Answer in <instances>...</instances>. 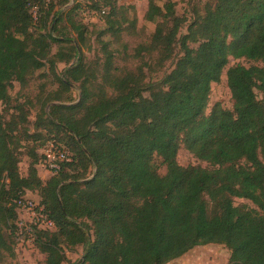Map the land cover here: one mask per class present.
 I'll list each match as a JSON object with an SVG mask.
<instances>
[{
	"label": "trees",
	"instance_id": "1",
	"mask_svg": "<svg viewBox=\"0 0 264 264\" xmlns=\"http://www.w3.org/2000/svg\"><path fill=\"white\" fill-rule=\"evenodd\" d=\"M116 1L87 0L81 13L105 11V32L117 41L126 20L115 19ZM147 1L145 20L156 25L146 44L164 64L185 19L173 2ZM80 7L51 13L46 0H0V258L15 253L17 201L38 192L56 226L34 232L41 264H62L65 249L78 247L74 264H167L208 244L227 248L230 264H264V0L206 2L157 86L141 69L111 75L109 53L95 84L82 66L86 28L73 20ZM66 28L76 37L60 33ZM229 59L251 64L226 70L232 108L215 104L206 114ZM57 64L65 65L59 74ZM46 66L56 88L38 96L31 122L23 91ZM48 142L65 145L71 161L43 182L37 151ZM180 148L207 166H180ZM22 155L30 160L24 176Z\"/></svg>",
	"mask_w": 264,
	"mask_h": 264
},
{
	"label": "rangeland",
	"instance_id": "2",
	"mask_svg": "<svg viewBox=\"0 0 264 264\" xmlns=\"http://www.w3.org/2000/svg\"><path fill=\"white\" fill-rule=\"evenodd\" d=\"M173 2L174 14L179 18H184L177 36V43H175L172 58L164 64H159L156 60L157 55L148 46L150 36L153 34L155 29V23H150L145 20V13L147 11V0H117V6H121L115 14V19L123 17L126 21L122 27L121 37L116 41L109 33L105 32V18L98 19L94 23L93 18L89 13H81L85 8L88 7L87 0H48L46 3L53 5V10L66 12L74 7L75 4H80L82 10L78 15L77 10L74 14L73 20L77 23H82L86 28L85 43L82 46V66L86 68V73H89L91 77H94L98 84L101 81L104 70L105 54H111L110 60V73L114 76H121L127 72H134L136 69H141L146 78L145 83L159 85L161 79L165 74L170 72L176 60L181 56L182 51L180 49V42L178 40L181 36L187 33L188 25L193 21L196 15H200L203 12V6L210 0H160L157 2L159 6H163L164 2ZM79 8V9H80ZM50 21V20H49ZM48 21L47 26L50 24ZM160 20H158L159 22ZM65 21L59 25V27L65 26ZM84 23H87L85 25ZM130 23H134L133 28L127 29ZM126 28V30H124ZM65 30V31H64ZM60 30L61 34L66 37L75 38L76 34L72 33L68 28ZM55 32H57L55 30ZM59 33V34H60ZM56 35V33H53ZM190 48L195 49L197 44H190ZM52 54L56 52V46H52ZM236 64H241L248 67L251 63H247L245 60H233L229 59V63L224 69L220 81L218 83H212L210 89V95L208 99V105L206 114H209L211 108L215 104H220L224 109L232 108V99L226 83V70ZM56 73L64 71V64H57L55 66ZM41 73H45L44 77H39ZM48 67L44 70L35 73L31 79L28 87L23 91L25 98H28L33 102L30 110V121L34 122L35 115L38 110L36 101L38 96L42 92H51L56 88V84L52 77L48 74ZM75 88H77L75 86ZM20 87L17 83L13 84L11 90V96L15 98L16 93ZM43 95V94H42ZM72 99L77 102L79 99V90L75 89L71 92ZM144 97H148L149 93L144 92ZM33 131L32 129L30 130ZM65 146V145H64ZM43 149V148H42ZM42 149L37 151L38 155H42ZM177 163L182 167L188 166H199L205 168L207 165L197 160L193 155L187 152L184 148H180L176 157ZM153 162L158 169V174L163 176L165 174V167L161 163V159L154 157ZM30 160L27 156L22 155L20 163L18 164L19 172L24 176L27 173L28 165ZM37 173L43 182H46L51 175L44 168L38 164L36 166ZM38 194V192H36ZM35 194V193H34ZM39 195V194H38ZM37 195V196H38ZM35 196L34 200H37ZM37 197V198H36ZM38 201V200H37ZM241 200H235V205H241ZM21 216L17 215V219ZM82 255L80 247L74 251H68L65 249V261L62 264H74ZM230 252L227 248L221 245L208 244L203 246H196L189 250L181 257L167 263V264H230L229 263ZM44 261V256L38 252L35 248L24 247L15 251L14 256H5L0 258V264H41Z\"/></svg>",
	"mask_w": 264,
	"mask_h": 264
},
{
	"label": "built area",
	"instance_id": "3",
	"mask_svg": "<svg viewBox=\"0 0 264 264\" xmlns=\"http://www.w3.org/2000/svg\"><path fill=\"white\" fill-rule=\"evenodd\" d=\"M48 1V0H46ZM105 14L102 12H91L94 23L101 19ZM32 17L37 20V7L32 9ZM42 161L40 166L44 168L52 176L57 174L61 166L71 161V154L68 149L60 143L48 142L42 149ZM17 214L21 218L16 221V250L23 249L24 247L34 248V232H53L56 226L45 213L44 207L41 205L40 200H34L22 197L17 201Z\"/></svg>",
	"mask_w": 264,
	"mask_h": 264
},
{
	"label": "crops",
	"instance_id": "4",
	"mask_svg": "<svg viewBox=\"0 0 264 264\" xmlns=\"http://www.w3.org/2000/svg\"><path fill=\"white\" fill-rule=\"evenodd\" d=\"M25 196H26L27 198H30V199H31V198H34L35 196H37V194H33V193H26V195H25ZM37 197H38V196H37ZM37 197H36V198H37ZM37 200H40V198L38 197V198H37Z\"/></svg>",
	"mask_w": 264,
	"mask_h": 264
}]
</instances>
